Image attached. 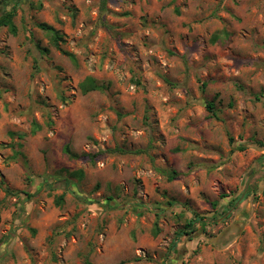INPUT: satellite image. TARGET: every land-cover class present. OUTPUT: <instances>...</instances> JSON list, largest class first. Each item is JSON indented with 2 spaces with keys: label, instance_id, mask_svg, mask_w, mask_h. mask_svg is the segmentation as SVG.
I'll list each match as a JSON object with an SVG mask.
<instances>
[{
  "label": "rangeland",
  "instance_id": "rangeland-1",
  "mask_svg": "<svg viewBox=\"0 0 264 264\" xmlns=\"http://www.w3.org/2000/svg\"><path fill=\"white\" fill-rule=\"evenodd\" d=\"M8 13L0 264H264V0Z\"/></svg>",
  "mask_w": 264,
  "mask_h": 264
},
{
  "label": "trees",
  "instance_id": "trees-1",
  "mask_svg": "<svg viewBox=\"0 0 264 264\" xmlns=\"http://www.w3.org/2000/svg\"><path fill=\"white\" fill-rule=\"evenodd\" d=\"M13 14L14 13H8L5 16H3L0 19V27L1 26H10V27H12ZM41 28L44 29V30H47L50 33H52L53 42H54V44H55L56 47H59L58 41L62 39V37L59 35V33L57 31H55L52 27L47 26V25H41ZM86 88H87V90H95V89H99L100 86L97 85L92 80V81H89V85ZM67 152L70 153V151L68 149H67ZM177 176H178V174L176 172L169 173V175H168V177H169L170 180L176 179ZM201 221H202V218L199 217V216H196L194 218V220H192V221H190L189 223L186 224L185 230L186 231L188 230V232L180 231L179 235L194 233L196 231L195 225L197 223L201 222ZM174 246H176V242H175Z\"/></svg>",
  "mask_w": 264,
  "mask_h": 264
}]
</instances>
